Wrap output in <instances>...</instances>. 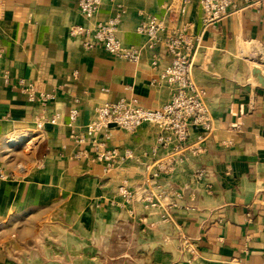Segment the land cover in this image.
I'll use <instances>...</instances> for the list:
<instances>
[{
  "label": "crops",
  "instance_id": "obj_1",
  "mask_svg": "<svg viewBox=\"0 0 264 264\" xmlns=\"http://www.w3.org/2000/svg\"><path fill=\"white\" fill-rule=\"evenodd\" d=\"M78 1L0 0V264H264V6L205 28L198 0L183 15L181 0H104L92 19ZM119 11L118 35L141 47L138 62L70 34ZM151 17L169 24L165 34L188 23L200 36L191 73L212 131L166 143L149 123L89 134L106 102L171 99L165 40L154 67L138 32ZM102 146L129 155L107 169Z\"/></svg>",
  "mask_w": 264,
  "mask_h": 264
},
{
  "label": "built area",
  "instance_id": "obj_2",
  "mask_svg": "<svg viewBox=\"0 0 264 264\" xmlns=\"http://www.w3.org/2000/svg\"><path fill=\"white\" fill-rule=\"evenodd\" d=\"M104 0H79V12L87 19H92L101 9ZM202 12L204 27L215 25L234 10L242 7L264 6V0H198ZM189 0H181L180 7L175 11L179 15L187 12ZM122 11L108 21H95L90 25L77 24L70 34L80 38L85 48L103 47L117 58L138 62L141 57V47L125 44L118 35ZM169 24L164 20L151 17L143 21L138 32L146 37L145 46L153 52V66H158V43L164 39L171 55V62L161 70V77L172 86L171 99L159 108L145 107L136 98H120L99 106L91 121L87 124L89 134H96L114 124L125 131L134 132L143 124H155L159 127V140L168 142L177 138L186 142L191 136L192 127H203L208 132L213 129L212 111L205 100V91L192 77L193 58L200 44V36L194 35L191 25L185 23L182 27L169 34ZM46 96H44L45 98ZM80 110L74 105L69 110V124L79 116ZM59 114L50 121L55 122ZM42 118L37 122L39 128L45 124ZM103 145V144H102ZM129 154L121 155L116 147H101L96 159L106 164L110 169L114 162ZM6 178L0 170V179ZM122 192L129 197L121 186Z\"/></svg>",
  "mask_w": 264,
  "mask_h": 264
}]
</instances>
